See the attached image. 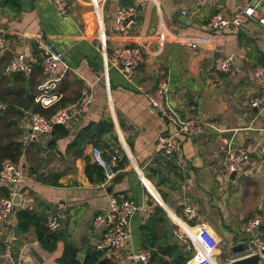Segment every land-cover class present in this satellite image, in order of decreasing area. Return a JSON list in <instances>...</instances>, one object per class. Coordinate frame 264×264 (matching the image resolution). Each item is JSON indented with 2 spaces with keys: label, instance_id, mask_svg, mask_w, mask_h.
Returning a JSON list of instances; mask_svg holds the SVG:
<instances>
[{
  "label": "crops",
  "instance_id": "1",
  "mask_svg": "<svg viewBox=\"0 0 264 264\" xmlns=\"http://www.w3.org/2000/svg\"><path fill=\"white\" fill-rule=\"evenodd\" d=\"M249 1L212 0L199 6L197 0H73L62 13L52 0H32L29 10L14 0H0V31L6 35L0 76L11 77L4 69L21 49L35 67L30 77L7 85L10 96L38 93L44 80L41 62L45 48L53 47L63 52L71 66L58 84L63 93L61 104L74 103L87 87L94 91L89 112L64 126L68 133L56 138L54 145H50L54 131L29 141L28 112L19 106L7 112V105L0 100L2 115H17L12 129L22 143V155L16 163L25 177L17 187L20 202L0 226V264H60L67 239L85 256L96 250L101 229H96L93 220L109 209L113 196L133 199L139 205L131 218L128 247L104 252L114 264H143L129 254L149 249L142 226L153 218L158 206L166 212V218L156 224L161 231L158 240L164 235V242H177L191 252L187 264H220L221 255L227 263L245 254L247 222L254 212L264 213L260 153L264 114L251 106L259 94L252 71L264 64V27L251 23L241 30L218 33L209 29L208 22L215 13L231 14ZM130 5L136 6L135 23L123 33L115 28L116 18L121 7ZM103 31L108 35L106 45L98 35ZM123 45L141 46L145 56L132 81L115 69H107L108 55ZM232 54L234 72L217 74L214 55ZM164 76L169 79L168 106L181 119L197 117L208 125L206 133L197 138L179 131L181 150L172 156L156 153L155 144L160 134L176 128L151 110L140 90L155 89ZM230 141L251 151L252 164L226 180L220 169ZM94 146L102 148L108 158L116 153L121 156L115 166L118 181L111 182V192L96 173L92 180L87 173L89 166L96 164L91 158ZM3 193L8 194L6 187L0 189ZM62 202V237L54 250L40 243L39 223L26 231L19 228L20 210H30L47 223L48 215ZM186 203L200 208L199 217L190 222L184 216ZM198 222L220 241L215 254L199 241L196 255L176 237L177 228L191 233L190 224Z\"/></svg>",
  "mask_w": 264,
  "mask_h": 264
},
{
  "label": "built area",
  "instance_id": "2",
  "mask_svg": "<svg viewBox=\"0 0 264 264\" xmlns=\"http://www.w3.org/2000/svg\"><path fill=\"white\" fill-rule=\"evenodd\" d=\"M57 8L66 13L68 6L73 0H52ZM212 0H197L199 6H205ZM136 6H124L118 11L115 28L123 33L128 32L135 23ZM187 12L184 11V14ZM251 23H258L264 27V0H250L241 8H238L231 14L217 12L210 18L208 27L214 32H223L228 29L241 30L247 28ZM101 44L106 45L108 35L105 31L99 32ZM193 47V43H189ZM6 51V35L0 31V58ZM145 56L141 46H117L106 59L107 69H115L122 73L126 79L132 81L135 77L136 70L144 63ZM42 70L44 80L39 86L38 93L35 95V102L45 109H49L57 105L63 98V93L58 89L59 82L64 79L71 66L65 59L63 52L56 51L51 48H45L42 58ZM234 55H214V70L217 74H230L235 70ZM34 64L28 58V53L21 49L16 52L10 62L6 65L4 73L6 75L23 74L30 77L34 72ZM253 79L259 94L251 100V106L257 109L258 113L264 114V65H256L253 68ZM169 79L162 77L155 89L146 90L140 87L142 93L149 100L151 110L162 116L169 124L173 125L176 130L167 134H160L155 144V151L162 155H178L180 153V137L179 131L184 135L197 138L204 135L207 131V124L199 118L181 119V117L172 110L167 104ZM94 102V91L92 87H87L81 93V96L74 103L59 106L55 111L46 115L38 111H27L28 118V139L29 141H37L41 137L50 135L57 125L68 126L77 117L85 115L89 112ZM0 101V110L3 108ZM260 153L262 162H264V136L260 143ZM92 161L101 166L104 171V185H110L116 176L115 166L120 161V154L116 153L108 158L103 149L94 146L92 149ZM252 164L251 151L235 146L230 141L225 149L220 173L223 178L230 179L233 173L236 176L245 172ZM24 174L21 166L6 159L3 161L0 170V189L6 187L8 194H0V226L13 213L16 206L14 197L18 194L17 187L24 181ZM65 203H58L55 212L47 217V228L49 232H56L60 228V218L64 212ZM139 210V205L135 200L127 197L113 196L110 200L109 209L98 214L93 225L96 229H101V236L95 243V249L103 252L120 251L128 247L131 239V218ZM200 208L192 203H186L184 206V216L190 222L198 218ZM190 224V223H189ZM192 232L177 228L175 235L188 251L199 253L197 242L204 243L207 247L216 250L220 246V241L203 223L198 222L194 225L190 224ZM264 213L256 211L249 218L246 231L249 234L247 249L245 254L260 253L263 257L264 264ZM151 250L140 249L132 251L129 257L143 264H151Z\"/></svg>",
  "mask_w": 264,
  "mask_h": 264
},
{
  "label": "trees",
  "instance_id": "3",
  "mask_svg": "<svg viewBox=\"0 0 264 264\" xmlns=\"http://www.w3.org/2000/svg\"><path fill=\"white\" fill-rule=\"evenodd\" d=\"M13 80L23 81L25 80V76L23 74H12L11 77L5 75L0 76V100L7 105V112L9 109L19 106L26 111H38L50 115L57 107L63 106L61 102H59L57 105L45 109L35 102L34 93H28L27 97H22L21 93L17 94L16 97H14L15 95L10 96L11 92L9 90L11 89L7 88V85ZM7 112H5V116L0 113V119L6 117L8 115ZM7 117L10 118L9 121L2 123V125L0 124V170L4 160L11 159L14 162H18L22 155V143L17 140V133L13 132L12 129L17 123V115L14 117L11 115ZM53 133L55 137L51 139L50 145H54L56 138L65 136L68 131L64 126L57 125ZM87 173L91 180L93 179V173L97 174L98 180L104 181L105 179L103 168L97 164L91 167L89 166ZM18 216L19 228L23 231L28 230L32 224L37 225L39 223L40 226L38 225L37 227V236L43 248L48 250L55 249L57 241L62 237L59 230L56 232H49L46 219L44 218V220H42L41 217H38L30 210H20ZM164 218H166V212L162 207L158 206L155 208V215H153V218L142 226L145 247L152 250V262L154 264H187L192 258L191 252H186L177 242H164V239H166L164 235L162 240H158L161 231H157L158 227H156V224L158 220ZM164 233L167 235L165 230ZM78 254V246L75 245L72 240L67 239L64 252L58 259V262L60 264H114L113 261L104 257L103 251L91 249L86 254L84 260L79 259Z\"/></svg>",
  "mask_w": 264,
  "mask_h": 264
},
{
  "label": "water",
  "instance_id": "4",
  "mask_svg": "<svg viewBox=\"0 0 264 264\" xmlns=\"http://www.w3.org/2000/svg\"><path fill=\"white\" fill-rule=\"evenodd\" d=\"M14 1L21 4L25 10H29L34 5L32 0H14ZM53 49L56 50V48H54V47H53ZM235 176H236V173H233L231 177L235 178ZM116 181H118V179L115 177L113 179V183ZM112 188H113V184H110L108 191L111 192ZM14 201L16 204L19 203L20 202V195L17 194L14 197ZM14 210H15V207H14L13 211ZM244 249L246 250L247 246ZM78 258L81 260H84L85 255L82 253H79ZM226 264H263V257L260 253H252V254H247V255H243V256H240L238 258L232 259V260L228 261Z\"/></svg>",
  "mask_w": 264,
  "mask_h": 264
},
{
  "label": "rangeland",
  "instance_id": "5",
  "mask_svg": "<svg viewBox=\"0 0 264 264\" xmlns=\"http://www.w3.org/2000/svg\"><path fill=\"white\" fill-rule=\"evenodd\" d=\"M99 35V34H98ZM9 119L10 118H8L7 116L6 117H4V118H1L0 119V124L2 125V123H4V122H6V121H9ZM1 128V127H0ZM229 254H230V252H229ZM235 254V253H234ZM232 257V256H231ZM219 261H220V264H226L225 262H224V257L221 255L220 257H219Z\"/></svg>",
  "mask_w": 264,
  "mask_h": 264
}]
</instances>
